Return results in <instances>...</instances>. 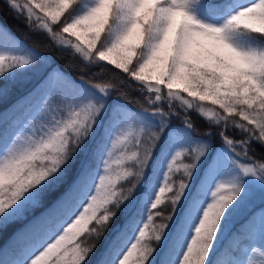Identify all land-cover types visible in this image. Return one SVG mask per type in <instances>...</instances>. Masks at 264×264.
<instances>
[{
	"label": "snow or ice",
	"instance_id": "1",
	"mask_svg": "<svg viewBox=\"0 0 264 264\" xmlns=\"http://www.w3.org/2000/svg\"><path fill=\"white\" fill-rule=\"evenodd\" d=\"M4 4L80 75L0 28V264H264V0Z\"/></svg>",
	"mask_w": 264,
	"mask_h": 264
},
{
	"label": "trees",
	"instance_id": "2",
	"mask_svg": "<svg viewBox=\"0 0 264 264\" xmlns=\"http://www.w3.org/2000/svg\"><path fill=\"white\" fill-rule=\"evenodd\" d=\"M0 28L6 29L13 37L22 41L28 47L34 48L35 51L53 56L54 58H52L54 59L56 64L55 67L65 72L73 79H76L80 75L79 71L74 70L76 68H79V61H72L71 63H69L70 58L66 54H64L63 58H61V54H58L54 49H51L50 46L47 48L44 47L43 45L48 43L47 38L43 35L37 34L36 32L30 31L29 26L25 22V20L10 11L4 4V0H0ZM38 84L39 83L35 84L32 88L28 89L24 93L22 92L19 95L11 94V92L8 91L9 95L6 96L4 101L0 102V131L8 126L4 122L5 114H7V120L9 122L16 118H20L21 120H23L27 116V105L23 104L22 97L26 96ZM18 101H21V104L18 105ZM229 133L230 135H235V133L232 131ZM259 154L260 148L257 147L254 149V155L258 156ZM255 211L256 210L250 211L246 215L242 216V218L237 222H231V225H229L228 229L226 230L225 237L222 238V243L227 244L231 234L240 229L241 225L244 224L248 217ZM23 224L24 222L13 223L10 224L6 230L0 231V258H2L5 249L10 250L14 246L13 238L17 230L23 227ZM10 227H12L13 229L9 231ZM95 259L96 257H92V264H95Z\"/></svg>",
	"mask_w": 264,
	"mask_h": 264
},
{
	"label": "rangeland",
	"instance_id": "3",
	"mask_svg": "<svg viewBox=\"0 0 264 264\" xmlns=\"http://www.w3.org/2000/svg\"><path fill=\"white\" fill-rule=\"evenodd\" d=\"M51 57H53V56H51ZM53 58H52L53 63L51 65V67H55L56 66L55 61H54ZM41 77H42V72H28V73L23 74L15 82H11V81L6 82L7 83V90H6V92L4 94L0 95V102L4 101L6 96L9 95V92H11V94H17V95L21 94L22 92L24 93L28 89L32 88L35 84L39 83ZM10 84H12V85H10ZM178 107H179V105H178ZM235 135H238V133H235ZM215 142L217 144L220 143V141L218 139ZM262 206H264V201H262V198L259 196V194H257L249 204H247L244 207H242L233 216L231 222L232 223L237 222L239 219L242 218V216L246 215L247 213H249L252 210H256L257 211ZM229 225H231V223ZM12 229L13 228L10 227L9 231L12 230Z\"/></svg>",
	"mask_w": 264,
	"mask_h": 264
}]
</instances>
